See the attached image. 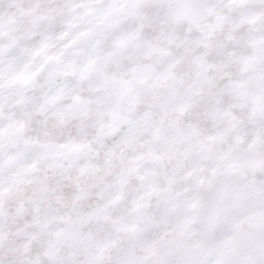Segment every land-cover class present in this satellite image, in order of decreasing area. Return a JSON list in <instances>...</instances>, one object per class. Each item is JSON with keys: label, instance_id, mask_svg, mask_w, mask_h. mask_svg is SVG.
Instances as JSON below:
<instances>
[{"label": "snow or ice", "instance_id": "6c2138e0", "mask_svg": "<svg viewBox=\"0 0 264 264\" xmlns=\"http://www.w3.org/2000/svg\"><path fill=\"white\" fill-rule=\"evenodd\" d=\"M0 264H264V0H0Z\"/></svg>", "mask_w": 264, "mask_h": 264}]
</instances>
